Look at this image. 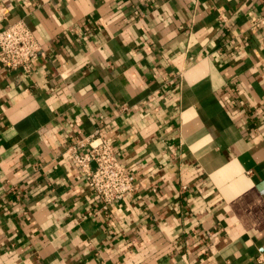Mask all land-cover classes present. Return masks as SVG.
Returning a JSON list of instances; mask_svg holds the SVG:
<instances>
[{"label": "crops", "instance_id": "crops-1", "mask_svg": "<svg viewBox=\"0 0 264 264\" xmlns=\"http://www.w3.org/2000/svg\"><path fill=\"white\" fill-rule=\"evenodd\" d=\"M263 13L0 0L41 47L30 73L0 65V264H264ZM96 132L138 182L107 211L64 157Z\"/></svg>", "mask_w": 264, "mask_h": 264}, {"label": "built area", "instance_id": "built-area-1", "mask_svg": "<svg viewBox=\"0 0 264 264\" xmlns=\"http://www.w3.org/2000/svg\"><path fill=\"white\" fill-rule=\"evenodd\" d=\"M249 22L252 30H261L264 34V13L250 15ZM40 52V44L23 21L0 29V65L6 71L30 73ZM64 157L77 165L103 211L115 207L138 187L135 173L118 159L113 141L98 132L86 140L72 142Z\"/></svg>", "mask_w": 264, "mask_h": 264}]
</instances>
